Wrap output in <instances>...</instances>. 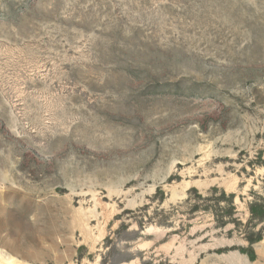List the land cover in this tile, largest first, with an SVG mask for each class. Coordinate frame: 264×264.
<instances>
[{"label":"rangeland","instance_id":"1","mask_svg":"<svg viewBox=\"0 0 264 264\" xmlns=\"http://www.w3.org/2000/svg\"><path fill=\"white\" fill-rule=\"evenodd\" d=\"M261 200L264 0H0V264H264Z\"/></svg>","mask_w":264,"mask_h":264},{"label":"trees","instance_id":"2","mask_svg":"<svg viewBox=\"0 0 264 264\" xmlns=\"http://www.w3.org/2000/svg\"><path fill=\"white\" fill-rule=\"evenodd\" d=\"M232 196V195H231ZM231 209H225L223 212H225L226 214H230V212H232L233 210H235L234 206L231 203V207H229ZM249 212H250V217L248 220V223H252V221H257V222H264V200H261L259 203L257 202H252L249 205ZM217 216V215H216ZM247 240L249 243V247H247L248 251H251V245L256 242L259 241L261 239L264 238V234H262L261 229H259V231L256 234H251L248 233L247 235Z\"/></svg>","mask_w":264,"mask_h":264},{"label":"bare ground","instance_id":"3","mask_svg":"<svg viewBox=\"0 0 264 264\" xmlns=\"http://www.w3.org/2000/svg\"><path fill=\"white\" fill-rule=\"evenodd\" d=\"M10 261V260H9ZM12 262V261H11ZM11 262H7L8 264L10 263L11 264Z\"/></svg>","mask_w":264,"mask_h":264}]
</instances>
